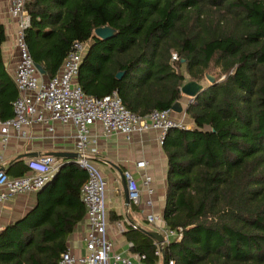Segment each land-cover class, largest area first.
Segmentation results:
<instances>
[{
    "label": "trees",
    "instance_id": "obj_1",
    "mask_svg": "<svg viewBox=\"0 0 264 264\" xmlns=\"http://www.w3.org/2000/svg\"><path fill=\"white\" fill-rule=\"evenodd\" d=\"M27 7L25 40L48 77L74 41H89L77 77L84 91L117 90L143 115L171 108L186 79L203 81L212 65L219 68L187 102L192 126L171 127L163 138V215L169 227L183 228L163 253L166 264H264V0H30ZM106 24L116 33L101 38L95 29ZM7 38L0 16L2 118L14 115L19 93L4 60ZM27 169L20 157L7 171ZM87 178L76 159H64L37 204L1 228L0 264H59L68 235L87 214ZM123 217L108 210L110 221ZM124 234L132 251L146 254L145 264L163 257L140 227L125 222Z\"/></svg>",
    "mask_w": 264,
    "mask_h": 264
},
{
    "label": "built area",
    "instance_id": "obj_2",
    "mask_svg": "<svg viewBox=\"0 0 264 264\" xmlns=\"http://www.w3.org/2000/svg\"><path fill=\"white\" fill-rule=\"evenodd\" d=\"M29 1L10 0L9 5V13L17 25L19 60L14 78L19 93L13 102L14 115L8 118H2L0 115V203L16 194L41 189L54 176L60 165L56 155L45 153L30 157L26 162L28 169L25 173L11 175L4 162V151L11 139L28 137V127L36 123L45 125L51 121H59L63 124H73L76 131L75 149L79 152L76 160L88 172L81 193L87 210L86 251L77 254L67 248L61 253L59 264H136L130 254L114 249V241L109 234L106 202L108 180L94 160L99 148L93 126L99 123L104 134L114 132L128 137L133 132L154 128L159 132L158 139L162 144L169 128H185L192 125L187 123L185 116L175 114L172 107L154 109L145 115L131 110L117 90L102 96L85 92L77 77L89 41H74L59 72L44 78L25 40V29L31 19L27 7ZM172 57L177 59L179 55L174 51ZM49 126L53 129V126ZM135 165L141 168L140 177L129 167L123 171L128 183L130 204L141 207L147 220L159 226L164 240H156V253L162 255L166 243L173 238L182 237L183 228L169 227L163 213L147 208L154 205L151 197L155 192L153 177L145 170L147 159H139ZM144 189L149 194L148 197H144ZM130 223L138 226L135 222ZM119 225L124 229L122 224ZM128 244L131 247L133 242L129 241ZM134 256L143 259L146 254L136 252ZM168 264H175V260L171 258Z\"/></svg>",
    "mask_w": 264,
    "mask_h": 264
},
{
    "label": "crops",
    "instance_id": "obj_3",
    "mask_svg": "<svg viewBox=\"0 0 264 264\" xmlns=\"http://www.w3.org/2000/svg\"><path fill=\"white\" fill-rule=\"evenodd\" d=\"M9 5L10 0H0V16L8 34V38L3 44V55L9 71L14 75L19 60V48L16 42L17 25L9 13ZM42 76L47 78L48 74L45 72L42 73ZM186 98L187 96L185 94L181 97L184 100L185 107L188 102V98L187 100ZM177 114L187 116L188 118L186 111ZM189 123L192 125V121ZM49 125L53 126V129H50ZM75 132L73 124H63L59 121H51L45 125L36 123L28 127L29 136L22 138L13 137L7 149L4 151V162L7 170L18 159L16 158L17 155L23 152L36 151L38 154L34 156H38L50 153L53 150L76 151ZM93 133L98 138L99 148V152L94 157V160L100 166L108 180L106 198L108 210L115 209L124 216L122 219L115 221H110L109 219V234L114 241V249L130 254L136 264H145L143 259L134 256L136 251H132L129 247L128 243L130 240L124 234L125 222H135L138 226L150 230L160 231V228L156 223L154 226L148 223L149 221L141 207L125 203L121 175L124 169L129 167L140 177L141 168H138L135 162L139 159H147L148 165L145 167V170L152 175L155 189L154 194L151 195L154 200V205L147 208L163 213L167 190V157L158 139L159 132L154 128H150L133 132L130 137L122 133L114 132L104 134L101 124L97 123L93 126ZM23 158L27 162L30 157ZM57 158L60 164L67 158L77 159L70 156H57ZM41 189L16 194L0 203V227L2 228L6 223L21 218L31 210L37 204L38 193ZM143 193L144 197L149 196L145 189ZM132 208L135 209L134 212ZM119 223L123 225L124 229L120 228ZM87 229L86 214L68 235L67 248L77 254L84 253L86 251L85 234ZM156 264H163V257Z\"/></svg>",
    "mask_w": 264,
    "mask_h": 264
},
{
    "label": "water",
    "instance_id": "obj_4",
    "mask_svg": "<svg viewBox=\"0 0 264 264\" xmlns=\"http://www.w3.org/2000/svg\"><path fill=\"white\" fill-rule=\"evenodd\" d=\"M95 33L100 36L101 38H109L111 36H113L116 33V29L114 27H112L109 24L106 25H102V26H98L95 29ZM37 67L39 69L40 72L45 73V69L43 68V66L39 63H36ZM123 75V71H119L117 73V76L120 78ZM207 78L209 79L210 82H213L215 80V76L211 73H207ZM205 87V84L202 81H199L197 79H187L181 86V91L183 92V94H185L188 98L189 101H191L192 99H194L196 97V95ZM172 108L175 112L177 113H181L186 111V107L184 106V100L183 99H177L173 105ZM51 154H54L58 157H65V156H70V157H75L77 158L79 155L78 151H69V150H53L50 151ZM38 153L36 151H27V152H23L20 153L19 155H17L16 158H20V157H31L34 155H37ZM121 180H122V187L124 190V194H125V203L130 205V197H129V191H128V183H127V179L124 175V173L122 172L121 175ZM141 229L145 230L148 234H150L154 239H156L158 242H162L164 240V235L162 232H160L159 230H150L147 229L145 227H141L138 226ZM163 264H166L165 261V254L163 253Z\"/></svg>",
    "mask_w": 264,
    "mask_h": 264
},
{
    "label": "rangeland",
    "instance_id": "obj_5",
    "mask_svg": "<svg viewBox=\"0 0 264 264\" xmlns=\"http://www.w3.org/2000/svg\"><path fill=\"white\" fill-rule=\"evenodd\" d=\"M209 70H211V71H209L210 73H211L213 70H214L215 73H219V72H220L219 68H215L214 65H212L211 69H209ZM209 72H208V73H209ZM211 74H212V73H211ZM221 78H222V77H221ZM202 80H203L202 82H203L204 84H207L208 82H210L209 79H208L206 76L202 77ZM186 100H187V98H186ZM186 121H187L188 124H190V123H189L190 121H189V119L187 118V116H186ZM132 209H133V212H134L135 209H134V208H132ZM148 223H150V225H153V226L155 225V223L150 222V221H149ZM148 223H147V224H148Z\"/></svg>",
    "mask_w": 264,
    "mask_h": 264
}]
</instances>
